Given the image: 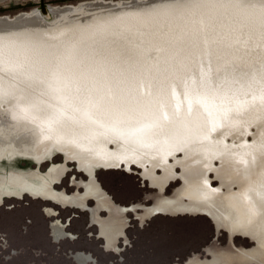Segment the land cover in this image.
<instances>
[{"label": "rangeland", "instance_id": "rangeland-1", "mask_svg": "<svg viewBox=\"0 0 264 264\" xmlns=\"http://www.w3.org/2000/svg\"><path fill=\"white\" fill-rule=\"evenodd\" d=\"M44 2L52 8L53 17L76 27L86 21L88 14L95 22L107 23V6L148 0ZM41 3L42 0L0 2V24H12L39 13ZM217 10L210 7L209 11L216 15L208 12V19L223 20L221 29L225 36L249 39L254 45L264 47V33H259L258 20L238 32L242 14L231 7H223V12ZM50 20L44 18L47 23ZM165 49L160 57L147 55L145 60L150 64L139 66L137 70V93L143 103L149 104L155 118L154 129L139 138H132L131 130H112L111 127L101 131V139L87 135L81 138L79 145L72 143V134L57 135L79 126L67 119L49 123L47 115L85 116L89 113L87 109L80 111L78 103L82 97L77 93L69 92L71 95L65 101L55 104L52 98L35 91L32 100L38 108L33 109L27 119L20 113L13 119V112L17 111L13 106L7 112L0 107V130L16 127L11 133L0 132V148L20 138L36 141V154L30 156L28 163L21 160L20 166L28 165L35 171L29 178L41 179L43 184L41 194L2 195L0 204L10 200L9 210L32 213L43 212L44 206L55 208L59 219L53 224L61 222L71 229L78 238L77 247L95 250L103 245L118 244L133 260L156 259L165 264L169 261L171 264H264V110L257 104L255 109L236 118L234 128L237 129L233 130L228 120L219 118L217 105L209 104L205 109L197 103L209 83L223 84L225 91L231 94L239 89L234 80L247 81L253 76V89L258 95L259 78L264 72V50L261 54L241 51L200 56L198 52L185 51L179 43ZM248 99L251 100V96ZM190 100L193 109L190 117L200 119L191 127L183 117L187 116ZM39 108L47 109V115ZM209 111L216 115L207 118ZM163 113H167V120L163 119ZM124 132L121 147L119 141ZM231 142L236 143L235 146L229 147ZM119 147L127 154L117 152ZM85 149H91L94 156L97 151L107 156L108 168L98 171L95 180L105 193L103 198L105 204H109L108 210L99 209L96 199L81 198L89 179L76 161L64 158L68 153L85 155ZM152 161L163 166L157 169L164 172L163 177H155L157 171ZM56 164L62 165L57 172ZM93 164L86 166L87 172ZM2 166L4 161L0 158V168ZM20 166L12 167L15 173ZM28 176L15 175L14 180H0V185L19 187ZM48 178L53 183H62L57 185L60 190L69 188L67 191L76 202L84 204L73 207L37 199L68 200L56 186L50 188ZM164 186L170 195L176 187L182 186V191H178L179 197L183 194L180 201L165 199L153 203ZM45 211L53 214L50 209Z\"/></svg>", "mask_w": 264, "mask_h": 264}, {"label": "bare ground", "instance_id": "bare-ground-1", "mask_svg": "<svg viewBox=\"0 0 264 264\" xmlns=\"http://www.w3.org/2000/svg\"><path fill=\"white\" fill-rule=\"evenodd\" d=\"M187 2L200 6L175 10L172 0H155L154 7L161 14L150 18L140 15L144 11L142 6L148 2L107 6L106 8L109 9L107 23L95 22L88 14L86 21L80 22L76 27L66 24L61 19L57 20L53 17L52 8L48 7L49 19L39 9L42 17L37 13L12 24H0V39H11L14 42L18 59L23 64L20 79L33 84L39 94L52 98L55 104L65 101L69 92L73 94L76 92L74 85H69L72 89L69 91L65 88L67 81L57 80L51 76L54 64L59 61L70 66L77 59L84 61L87 71L91 73L88 83L94 86L90 93L81 91L82 101L78 104L82 109L80 111L88 110L91 119L87 115L57 113L54 121L67 119L79 126L77 129L72 128L71 131H60L56 133L57 135L72 134V143L79 145L81 138L87 135L101 139L102 135H99L101 131L111 127L112 130H131L132 138H139L147 130L154 129L153 122L155 123L149 104L143 103L141 95L136 90L139 86L137 85L138 67L150 64L145 60L147 55L152 53L155 57H160V53L166 52L167 46L176 43H179L185 51L192 50L201 54L200 56L212 55V53L236 54L241 51L261 54L264 50V47L254 45L249 39L240 40L233 35L225 36L221 29L224 21L220 20L219 16L218 21L208 19V12L212 16L216 13L209 11L210 7L205 5L227 4L228 0H187ZM215 8L219 9L217 10L219 12L224 11L223 7ZM44 18L45 20L53 18V20L47 23ZM247 27L241 24L238 32L246 30ZM258 27L260 33V26ZM195 31L198 33L195 34ZM100 50L104 51L106 57L102 64L97 62L94 55ZM64 75L67 76L68 73ZM7 107L9 111L12 110V106ZM215 115L216 113H212L207 118ZM183 117L188 120L189 127L200 122L199 118L194 119L188 115ZM230 125L233 128L237 126V119L234 118ZM15 128L1 129L0 132L11 133ZM235 129L237 128L233 130ZM92 130L96 133L94 134ZM86 132L87 134H84ZM124 135L125 132L119 141L121 147L124 145L122 141ZM95 138H93L94 143ZM235 144L231 142L229 147ZM36 146V141L30 142L26 138L5 143L0 148V158L4 161V166L0 168V180H14L15 175L25 177L35 172L31 171L28 165L22 168L20 163L21 160L28 163L30 156L36 154ZM121 147L117 152L125 153L126 151ZM84 153L92 157L86 158V163L95 160L91 149H85ZM121 162L125 161L121 160ZM16 166H20L18 173L13 169ZM88 173L95 175L94 164ZM29 176L19 187L1 184L0 196L41 194L43 188L41 179L29 178ZM56 226L65 228L61 222L53 224L54 228Z\"/></svg>", "mask_w": 264, "mask_h": 264}, {"label": "snow or ice", "instance_id": "snow-or-ice-1", "mask_svg": "<svg viewBox=\"0 0 264 264\" xmlns=\"http://www.w3.org/2000/svg\"><path fill=\"white\" fill-rule=\"evenodd\" d=\"M154 4L155 0H148V3L142 6L144 11L140 15L146 18L160 15ZM172 5L175 10L200 6L187 0H172ZM205 6L234 8L242 14L239 21L242 25L250 27L258 20L261 32L264 33V0H228L227 4ZM94 55L99 64L106 59L103 50ZM22 69L23 64L18 59L14 42L11 39H0V107H4L7 112V106H13L17 110L13 112V119L18 118V113L27 119L32 110L38 108L32 100L36 91L34 85L20 79ZM64 73L68 75L65 76ZM51 76L67 81L65 88L69 91L72 90L69 85H74L77 94L82 90L90 93L94 86L88 83L91 73L87 71L84 61L79 59L70 66L58 61L51 69ZM244 76H247V73H244ZM254 81L255 76L247 81L234 80V84H239V89L231 94L225 91L223 84L209 83L197 103L205 109L209 104L217 105L220 118L229 122L255 109L257 104L264 110V72L259 78L258 95L253 89ZM249 96L251 100L248 99ZM38 110L47 115V109ZM192 110L190 100L188 116H191ZM86 115L91 119V114ZM208 115L211 116L212 113L209 111ZM55 118V113L47 115L49 123ZM163 119H168L167 113H163ZM11 203L12 201L5 200L0 204V264H165L164 261L156 259H130L120 250L118 244L103 245L95 250L77 247L78 238L72 234L71 229L60 226L54 228L52 221L39 210L35 213L15 208L9 210L7 206Z\"/></svg>", "mask_w": 264, "mask_h": 264}, {"label": "flooded vegetation", "instance_id": "flooded-vegetation-1", "mask_svg": "<svg viewBox=\"0 0 264 264\" xmlns=\"http://www.w3.org/2000/svg\"><path fill=\"white\" fill-rule=\"evenodd\" d=\"M95 160L92 162L96 165V173L94 176H90L86 170V166H88V164L86 163V155L84 154H76V153H68V154H65L64 155V158L69 161V160H73V161H76L79 166L82 168L86 178L89 179V183L85 185V192L83 194V196L81 197L83 200L84 199H96L97 203H98V207L99 209H102L103 210H108V205L109 204H105V199L103 198V196H105V193H103L102 189L100 188V185L96 182L95 180V177L97 176V172L100 171L101 169H104V168H108L107 167V156L105 154H102V153H99V151H97V153L95 154ZM152 163L154 164V168L155 170L157 171V174L155 175V177L157 178H161L163 177L164 172H158V167H163L161 164H158L156 161H152ZM62 165L61 164H56V172L59 170V168H61ZM77 178V177H76ZM76 178L74 179L73 178V181L75 182ZM48 182H49V186L50 188H53L54 186H56L57 190L58 191H61L64 193V195L66 197H68V200H63V201H55L53 199H50V198H47V197H37V199H42V200H45V201H52L53 203L55 204H59V205H64V206H73V207H76L74 205H78L79 207H81L80 204H84L82 202L78 203L76 202V200L74 199V197H72L67 190H69V188H62L63 190H60L58 189L59 187L57 186L58 184H62L60 182H55L53 183L52 180H50L49 178L47 179ZM74 184V183H73ZM182 186H179V187H176L175 188V191H172V194H168V189L166 186H164V191L163 192H160L154 197L155 199L153 200V203H156L158 201H163L165 199H170V200H173V201H180V197L183 196V194L180 195L179 197V193L178 191L180 192V189H181ZM93 189L94 192H93ZM182 191V189H181ZM45 209H50L53 211V214H47ZM43 213L45 214L46 217H49V218H52V225H53V222H55L56 220H58L59 218L57 217L58 216V212L55 208H52V207H49V206H44V209H43ZM57 217V218H55ZM102 219V218H101ZM105 220V219H104ZM106 221V220H105ZM107 222V221H106ZM97 225H99L97 223ZM66 227H67V224H66Z\"/></svg>", "mask_w": 264, "mask_h": 264}, {"label": "water", "instance_id": "water-1", "mask_svg": "<svg viewBox=\"0 0 264 264\" xmlns=\"http://www.w3.org/2000/svg\"><path fill=\"white\" fill-rule=\"evenodd\" d=\"M49 5L48 4H46L45 2H44V0H42V3H41V11L43 12V14L44 15H46V16H50L49 15V13H50V11H49Z\"/></svg>", "mask_w": 264, "mask_h": 264}]
</instances>
